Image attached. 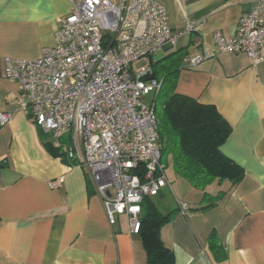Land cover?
Returning <instances> with one entry per match:
<instances>
[{
    "label": "crops",
    "instance_id": "0c3cea01",
    "mask_svg": "<svg viewBox=\"0 0 264 264\" xmlns=\"http://www.w3.org/2000/svg\"><path fill=\"white\" fill-rule=\"evenodd\" d=\"M160 2L176 37L156 56L181 49L173 90L217 108L231 127L220 150L244 170L230 193L204 211L191 209L202 193L174 174L178 196L167 201V213L176 211L161 238L174 264H264V60L217 52L212 40L215 31L232 36L254 0ZM70 9L69 0H0V112L12 114L0 125V264H147L143 240L130 232L127 216L108 223L87 169L47 151L44 142L56 146L53 139L30 120L19 85L4 76L5 58L34 60L54 43ZM187 20L199 30L186 32ZM197 54L208 57L193 68L181 66ZM60 143L72 146V133ZM208 188L214 194L218 186ZM178 201L190 208L181 212ZM211 233L219 253L211 250Z\"/></svg>",
    "mask_w": 264,
    "mask_h": 264
},
{
    "label": "built area",
    "instance_id": "2783aa9c",
    "mask_svg": "<svg viewBox=\"0 0 264 264\" xmlns=\"http://www.w3.org/2000/svg\"><path fill=\"white\" fill-rule=\"evenodd\" d=\"M69 2L54 43L34 60L5 58L4 76L19 85L30 120L67 158L87 169L108 223L114 225L124 214L130 232L137 234L143 199L169 186L153 97L149 104L144 98L162 84L153 76V58L164 46H173L176 36L160 0ZM198 30V23L187 20L186 32ZM212 40L217 52L242 53L255 63L264 60V0H254L232 36L215 31ZM207 57H184L182 66L193 68ZM11 116L0 112V125ZM69 132L74 143L66 148L60 138ZM177 203L181 212L189 209Z\"/></svg>",
    "mask_w": 264,
    "mask_h": 264
},
{
    "label": "trees",
    "instance_id": "16d2710c",
    "mask_svg": "<svg viewBox=\"0 0 264 264\" xmlns=\"http://www.w3.org/2000/svg\"><path fill=\"white\" fill-rule=\"evenodd\" d=\"M180 58L181 49L151 63L153 76L162 80L159 91L152 96L161 149L160 161L165 169L170 165L175 175L202 193L201 202L191 209L204 211L216 206L230 193L243 179L244 170L220 150L231 127L217 108L173 90ZM157 65L164 72L159 76L155 69ZM166 77L170 80L164 87ZM44 146L52 156L60 157L68 165L74 164L73 159L66 158V152L61 147L54 146L51 141L44 142ZM69 147L66 144V148ZM223 183H227L226 188H222ZM212 184L218 186L214 194L208 188ZM154 197L143 199L138 234L146 249L147 264H174L173 250L164 244L160 229L176 209L162 213ZM177 209L180 210V207L177 206ZM209 242L213 252L222 251L215 233L210 234Z\"/></svg>",
    "mask_w": 264,
    "mask_h": 264
},
{
    "label": "rangeland",
    "instance_id": "374dc122",
    "mask_svg": "<svg viewBox=\"0 0 264 264\" xmlns=\"http://www.w3.org/2000/svg\"><path fill=\"white\" fill-rule=\"evenodd\" d=\"M142 62L143 61H140L139 64H142ZM155 69L157 71V76L164 73L163 70H161V67H159L158 65L155 66ZM168 80H170V79L168 77H166L165 82H164V87H167ZM151 97H152V95L150 94L149 96L144 98V102L146 104H149ZM165 173L169 179L171 188L168 187V189H167V187H166V188L162 189V193H161L163 195L162 198L159 195H158V197H154V201H155V204L157 205V208L163 213H167V201L170 199L173 200L178 196V193L176 190L175 175H174V172H173L172 167L170 165L168 167H166Z\"/></svg>",
    "mask_w": 264,
    "mask_h": 264
},
{
    "label": "water",
    "instance_id": "95a60500",
    "mask_svg": "<svg viewBox=\"0 0 264 264\" xmlns=\"http://www.w3.org/2000/svg\"><path fill=\"white\" fill-rule=\"evenodd\" d=\"M160 57V55L156 56L155 59H158ZM150 79V78H149Z\"/></svg>",
    "mask_w": 264,
    "mask_h": 264
}]
</instances>
